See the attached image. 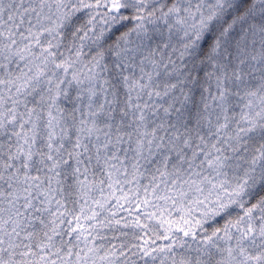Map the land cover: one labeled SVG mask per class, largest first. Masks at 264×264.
I'll use <instances>...</instances> for the list:
<instances>
[{
    "label": "snow or ice",
    "instance_id": "1",
    "mask_svg": "<svg viewBox=\"0 0 264 264\" xmlns=\"http://www.w3.org/2000/svg\"><path fill=\"white\" fill-rule=\"evenodd\" d=\"M0 264H264V0H0Z\"/></svg>",
    "mask_w": 264,
    "mask_h": 264
}]
</instances>
